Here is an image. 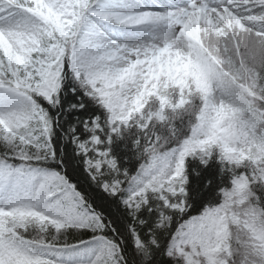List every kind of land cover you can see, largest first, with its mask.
Listing matches in <instances>:
<instances>
[{
  "label": "snow or ice",
  "instance_id": "1",
  "mask_svg": "<svg viewBox=\"0 0 264 264\" xmlns=\"http://www.w3.org/2000/svg\"><path fill=\"white\" fill-rule=\"evenodd\" d=\"M167 261L264 264V0H0V264Z\"/></svg>",
  "mask_w": 264,
  "mask_h": 264
},
{
  "label": "trees",
  "instance_id": "2",
  "mask_svg": "<svg viewBox=\"0 0 264 264\" xmlns=\"http://www.w3.org/2000/svg\"><path fill=\"white\" fill-rule=\"evenodd\" d=\"M113 153L121 163L129 165L135 163L133 160L134 149L132 140L128 135H124L123 138L119 139H116L114 136ZM125 157H127V161H125ZM218 169L219 166L215 160L210 161L207 166H204L198 158H186V175L188 178L186 188L190 199L197 207H199L200 203L213 198L219 186V181L217 180ZM208 180H212V185L205 187ZM215 199H219V197L216 196ZM166 264H171V262L167 261Z\"/></svg>",
  "mask_w": 264,
  "mask_h": 264
},
{
  "label": "rangeland",
  "instance_id": "3",
  "mask_svg": "<svg viewBox=\"0 0 264 264\" xmlns=\"http://www.w3.org/2000/svg\"><path fill=\"white\" fill-rule=\"evenodd\" d=\"M124 135H126V136H127V135H128V133H125Z\"/></svg>",
  "mask_w": 264,
  "mask_h": 264
}]
</instances>
